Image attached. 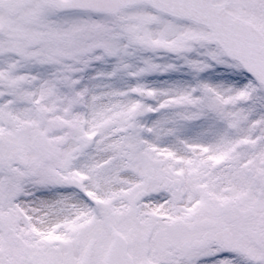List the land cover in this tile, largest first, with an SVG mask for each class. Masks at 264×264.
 Listing matches in <instances>:
<instances>
[{
  "label": "snow or ice",
  "instance_id": "1",
  "mask_svg": "<svg viewBox=\"0 0 264 264\" xmlns=\"http://www.w3.org/2000/svg\"><path fill=\"white\" fill-rule=\"evenodd\" d=\"M0 264H264V0H0Z\"/></svg>",
  "mask_w": 264,
  "mask_h": 264
}]
</instances>
